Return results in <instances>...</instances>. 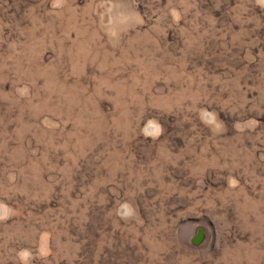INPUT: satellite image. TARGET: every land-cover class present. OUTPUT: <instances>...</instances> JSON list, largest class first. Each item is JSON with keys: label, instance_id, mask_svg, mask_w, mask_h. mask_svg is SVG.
<instances>
[{"label": "rangeland", "instance_id": "obj_1", "mask_svg": "<svg viewBox=\"0 0 264 264\" xmlns=\"http://www.w3.org/2000/svg\"><path fill=\"white\" fill-rule=\"evenodd\" d=\"M0 264H264V0H0Z\"/></svg>", "mask_w": 264, "mask_h": 264}]
</instances>
